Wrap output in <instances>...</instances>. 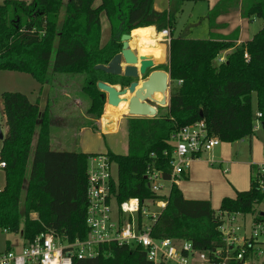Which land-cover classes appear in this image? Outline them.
Segmentation results:
<instances>
[{"label":"trees","instance_id":"1","mask_svg":"<svg viewBox=\"0 0 264 264\" xmlns=\"http://www.w3.org/2000/svg\"><path fill=\"white\" fill-rule=\"evenodd\" d=\"M188 1L173 0V7L163 12L155 10V0H67L65 4L64 0H4L0 5V71L29 74L41 85L47 82L51 65L52 74L83 75L88 114L95 119L103 116L106 103L97 84L125 87L130 81L94 67L107 65L121 51L124 34L149 27L158 33L169 31V64L159 68L171 77L169 106L158 107L153 118L128 119L126 155L105 153L117 166V181L112 185L119 203L165 199L147 186V170L160 171L164 180L170 179L171 138L187 125L204 121L220 141L234 143L253 136L260 113L264 132V0H241L243 18L262 20L263 25L251 40L238 46L216 34L206 39L175 37L174 26ZM235 2L239 0H221L210 10V25ZM103 14L111 37L101 46ZM230 50L223 62H216ZM1 98L7 133L0 150V162L6 164L0 230L20 233L25 241L47 232L62 244L85 240L88 163L98 154L53 150L50 107L42 112L39 102L19 92H4ZM166 200V208L152 226V237L188 241L203 252L224 244L217 211L254 214L264 194L252 177L249 190L224 198L216 211L210 201L185 199L175 184ZM138 217L141 222L142 214ZM99 251L96 257L75 259L73 264H152L141 247L105 244Z\"/></svg>","mask_w":264,"mask_h":264},{"label":"built area","instance_id":"2","mask_svg":"<svg viewBox=\"0 0 264 264\" xmlns=\"http://www.w3.org/2000/svg\"><path fill=\"white\" fill-rule=\"evenodd\" d=\"M165 31L164 37H169V40V31ZM260 116V113L256 114L254 129H261ZM171 144L170 179L164 180L162 173L153 169H148L145 177L149 189L165 199L141 204L134 198L119 203L112 185L117 181L112 175L114 163L106 154L92 156L87 170V238L62 244L52 233H42L34 240H23L18 251L9 249L0 253V264H73L75 259L96 257L100 253L99 247L105 244L141 247L152 264H189L192 257L208 264H264V202L259 204V209L262 208L256 214H250L254 215L250 234L241 241L237 236L240 228L235 224L240 214L225 215L217 211L224 242L217 249L200 252L188 241L152 237V226L167 206L166 197L171 186L180 181L192 161L202 159L221 141L210 133L204 121H199L181 128L172 136ZM5 165V162H0V169ZM254 168L256 188L264 194V150L263 160ZM140 213L143 216L141 222Z\"/></svg>","mask_w":264,"mask_h":264},{"label":"rangeland","instance_id":"3","mask_svg":"<svg viewBox=\"0 0 264 264\" xmlns=\"http://www.w3.org/2000/svg\"><path fill=\"white\" fill-rule=\"evenodd\" d=\"M66 1L67 0H64V4ZM3 2L4 0H0V5L3 4ZM183 5L184 9L179 14L174 26L175 37L183 36L189 39L209 38L210 24H208L206 17L208 2L206 0H190ZM63 15L64 9L61 10L60 21ZM101 19L103 22L102 43H106L111 37L110 28L105 27L107 19L104 14L101 16ZM246 23V27L249 29L248 37H253L263 25V21L259 19L251 23ZM218 59L216 62H218ZM159 64L163 65L161 66L162 69L164 67L166 68V66H168L167 58H165L164 62H159ZM51 66L48 80L44 85L38 83L29 74L0 71V125L3 135L5 136L7 133V126L3 114L1 95L4 92H19L27 95L31 102H39L42 112L46 107H50L53 121L51 127V148L53 150L100 151L105 149L103 138L97 135L91 127V125L93 126V122H90V119L95 118L93 115H88L87 113L90 108V101L82 90L84 76L81 74L54 75L52 74ZM158 95H160V99H162L163 96L161 94ZM255 105L256 96L253 95L254 112H256ZM123 117L126 118L128 116H120V118ZM99 125L102 126L101 123ZM85 130L88 131V133L84 132ZM114 131L107 133V135H115ZM116 135L121 138L126 137L125 128L121 126L120 133L118 132ZM35 140L33 147L35 145ZM106 140H108V138ZM1 147L2 141L0 140V150ZM221 149H223V154L221 153ZM263 149L264 132L258 127L254 129L252 137L234 143L221 141L219 146L215 147L213 151L206 153L202 159L194 160L197 162H202L204 160L206 163L201 166L207 168L208 172L197 180V190L204 191L202 195L206 196L211 201L212 208L215 211L219 209L220 200L222 198L235 196L236 191L233 189L235 180L239 181V185L242 186V188L244 187L246 191L250 189L251 178L256 174V169L253 168L251 171L248 165L258 164L263 160ZM215 151H220V154L216 155ZM205 159L209 162L207 160L205 161ZM210 161L213 163H210ZM224 170L228 172L224 174ZM112 175L114 178H117V166L115 164L112 166ZM4 185L5 172L3 169H0V188L2 189ZM242 190L245 191L244 189ZM165 192L168 191L165 190ZM151 209L154 208L151 206ZM260 209L258 205L256 211ZM253 217L254 215H237L235 224L240 228L237 232L240 241L244 236H249ZM22 244L23 238L20 233L9 234L0 230V253L7 251L10 245L11 249L18 251L22 247ZM189 264L208 263H203L197 258L192 257Z\"/></svg>","mask_w":264,"mask_h":264},{"label":"crops","instance_id":"4","mask_svg":"<svg viewBox=\"0 0 264 264\" xmlns=\"http://www.w3.org/2000/svg\"><path fill=\"white\" fill-rule=\"evenodd\" d=\"M206 1L208 2V12H207V15H208L209 11L212 10L221 0H206ZM234 4L229 8L228 12L222 13L218 16L216 21L213 23V26H211V25L209 26V34L210 35L216 34V35H219L220 37L230 39V40H232V42L234 41L233 43H235L236 46H238V45L245 43L246 41L251 40L253 38V37H248L249 29L246 27V24H247L246 22L251 23L256 19L255 18H252V19L243 18L241 0H239V2H235ZM173 5H174L173 0H155V2H154V8L158 12L169 11L173 7ZM183 9H184V5L182 7V11H183ZM207 15H206V17H207ZM205 18H203V19H205ZM208 24H210L209 20H208ZM105 27L110 28L107 21H106ZM154 29L156 31L155 27H154ZM102 33H103V22H102ZM156 33L160 34L157 31H156ZM110 36H111V29H110ZM174 36H175V32H174ZM168 38L163 37L161 43H163L166 46V58H167L168 64H169L170 39L168 40ZM233 39H235V40H233ZM106 43H102V38H101V46L105 45ZM131 48L133 49V46H131ZM133 50L138 51L136 48H134ZM229 52H231V50L227 51V52H223L218 57L219 58L218 61L225 60L226 56ZM137 54L141 55L139 52H137ZM147 56L153 58L155 64L157 65L155 70H160L159 68H161V66H163V65L159 64V61L156 60L155 57H153L151 55H147ZM113 86L117 87L118 89L123 88L120 85H113ZM170 86H171V84H170ZM168 94L169 95H167V105L163 107L164 109L169 106L170 92ZM155 97H156V99H160V95H158V94ZM106 100H107V97H105V101ZM108 106L109 105L106 102L105 106H104V114L103 115L110 117V119H115L116 122L114 125V129L108 132V133L113 132L116 129L114 131L115 135L108 136L107 133L104 132V126L110 119L107 120V118H101V119H92L91 118L90 122H93V125L96 126L97 129H94L92 125H91V127L96 132L97 135H99L101 138H103L105 149L100 150V151L99 150H96V151L95 150H83V151L81 150L80 152H82L84 154H89V155L105 154L107 152L114 153V154H121V155H126L128 153V125L127 124H128V119L131 117H129L128 115H126L124 113H122L121 115H118V116H108L107 115V107ZM48 107H46V108H48ZM157 111H159V109ZM87 113H88V111H87ZM157 114H158V112H157ZM122 115L128 116V117L120 118V116H122ZM51 116H52V111H51ZM99 122L102 124V126L99 125L100 124ZM121 126H123V128H125L126 137H124V138L118 137V135H116V134H118V132L120 133ZM83 129H85V128H83ZM84 132L88 133V131H86V130ZM107 138H108V140H106ZM35 143H36V140H35ZM77 147H78V145H77ZM221 150H222L221 153L223 154V149H221ZM215 154L219 155L220 151H215ZM204 155H206V154H204ZM204 155L202 156V158L204 157ZM221 156H223V155H221ZM206 160L207 159H205V161ZM210 163H213V162L210 161ZM205 164L206 163L204 162V160L202 162L192 161L190 163L189 169H187V171L184 173V175L182 176L180 181L177 184H175L178 186V188L180 189V191L183 194L185 199L210 201L206 196L202 195V194H204V191L197 190V186H198L197 180L202 178L204 176V174L206 172H208L207 168L201 166V165H205ZM254 165L255 164H249L248 165L251 168L250 169L251 171L254 168ZM227 172H228L227 170L223 171L224 174H226ZM233 189L236 191V193L242 192L243 191L242 189L245 190L244 187L242 188V186L239 185V181H236V180L234 182ZM236 193H235V196H236ZM234 197H224V198H234ZM224 198H222L220 201L222 202V200ZM210 203H211V201H210ZM211 205H212V203H211ZM31 217L36 219L37 214H31ZM9 248L11 249V245Z\"/></svg>","mask_w":264,"mask_h":264},{"label":"water","instance_id":"5","mask_svg":"<svg viewBox=\"0 0 264 264\" xmlns=\"http://www.w3.org/2000/svg\"><path fill=\"white\" fill-rule=\"evenodd\" d=\"M131 34H124L120 38L121 51L116 54L107 65H96L95 70L105 74L123 77L130 82L128 86L117 87L99 82L97 88L107 97V104L112 107L127 105L129 117L153 118L157 115L158 107L167 105V95L170 92L171 77L168 72L155 70L156 64L152 57L138 55L131 48ZM161 94L162 99H156ZM102 118L110 119L106 115ZM115 119H110L104 126V132L114 129ZM0 140H4L0 125Z\"/></svg>","mask_w":264,"mask_h":264},{"label":"bare ground","instance_id":"6","mask_svg":"<svg viewBox=\"0 0 264 264\" xmlns=\"http://www.w3.org/2000/svg\"><path fill=\"white\" fill-rule=\"evenodd\" d=\"M149 28H153V27H149ZM143 29H148V28H141L132 31L131 46H133V49L136 48L138 52L143 56L151 55L155 57V59L158 60L159 62H164L166 58V46L161 43L162 39H158L160 34H157L155 31L154 33L149 32L147 35H141L139 30H143ZM157 51H159L160 53L159 55H156ZM122 113L127 114V105L124 103L121 104L119 108L112 106L107 107L108 116H118L121 115Z\"/></svg>","mask_w":264,"mask_h":264},{"label":"clouds","instance_id":"7","mask_svg":"<svg viewBox=\"0 0 264 264\" xmlns=\"http://www.w3.org/2000/svg\"><path fill=\"white\" fill-rule=\"evenodd\" d=\"M139 31H140L141 35H147L149 32L154 33L155 29L154 28H148V29H143V30H139ZM166 34H167L166 31L161 32L160 36L158 37V39H162ZM134 35H135V33H134ZM159 54H160L159 51H157L156 55H159ZM135 203H136V201H133V204H135Z\"/></svg>","mask_w":264,"mask_h":264},{"label":"flooded vegetation","instance_id":"8","mask_svg":"<svg viewBox=\"0 0 264 264\" xmlns=\"http://www.w3.org/2000/svg\"><path fill=\"white\" fill-rule=\"evenodd\" d=\"M160 70H162V69H160Z\"/></svg>","mask_w":264,"mask_h":264}]
</instances>
